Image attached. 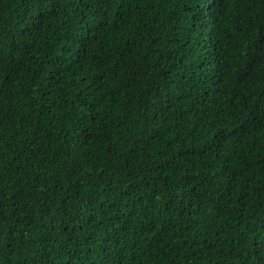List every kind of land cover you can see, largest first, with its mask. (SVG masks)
I'll use <instances>...</instances> for the list:
<instances>
[{
	"label": "trees",
	"instance_id": "1",
	"mask_svg": "<svg viewBox=\"0 0 264 264\" xmlns=\"http://www.w3.org/2000/svg\"><path fill=\"white\" fill-rule=\"evenodd\" d=\"M209 7L0 0V264H264V0Z\"/></svg>",
	"mask_w": 264,
	"mask_h": 264
},
{
	"label": "snow or ice",
	"instance_id": "2",
	"mask_svg": "<svg viewBox=\"0 0 264 264\" xmlns=\"http://www.w3.org/2000/svg\"><path fill=\"white\" fill-rule=\"evenodd\" d=\"M209 2V14L214 16L215 0H209ZM256 55L260 62L261 70H264V40L261 41L259 51ZM252 69L256 70L255 63L252 64ZM234 120L235 123L233 127L235 130L232 132L233 135L243 137L250 135L257 129L264 130V95H257L250 106H246L237 111ZM0 167H2V164H0ZM0 244H3L2 240H0ZM261 252L264 253V249H261Z\"/></svg>",
	"mask_w": 264,
	"mask_h": 264
}]
</instances>
